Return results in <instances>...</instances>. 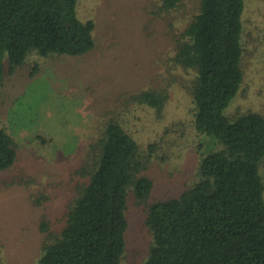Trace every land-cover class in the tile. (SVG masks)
<instances>
[{"label": "trees", "instance_id": "1", "mask_svg": "<svg viewBox=\"0 0 264 264\" xmlns=\"http://www.w3.org/2000/svg\"><path fill=\"white\" fill-rule=\"evenodd\" d=\"M161 1L162 13L185 2ZM78 2L0 0V99L7 74L26 66L30 56H79L95 48V24L78 17ZM245 10L246 0H200L174 34L171 60L192 76L185 86L193 103L191 126L207 139L198 148L197 180L178 196L148 204L155 181L147 171L158 145H148L144 156L121 120L109 118L78 170L84 181L72 189L62 226L55 233L47 221L40 226L46 235L40 264H123L130 194L148 205L152 243L143 264H264V114L232 119L226 113L245 81ZM168 87L132 94L126 104L161 116ZM179 124L165 135L181 131ZM5 125L0 113V171L18 160Z\"/></svg>", "mask_w": 264, "mask_h": 264}, {"label": "rangeland", "instance_id": "2", "mask_svg": "<svg viewBox=\"0 0 264 264\" xmlns=\"http://www.w3.org/2000/svg\"><path fill=\"white\" fill-rule=\"evenodd\" d=\"M78 1V17L95 24V48L79 56L35 54L4 80L1 119L18 160L0 171V264H40L46 240L40 226L47 221L54 233L62 226L72 189L84 181L78 170L113 116L136 137L144 156L148 145H158L147 171L155 181L148 204L178 196L198 178V148L207 139L191 126L193 103L185 86L192 76L171 58L174 34L200 0L163 13L161 0ZM244 24L245 81L226 110L232 119L250 111L264 114V0H246ZM161 85L169 86L161 116L126 104L132 94ZM176 122L181 131L166 136ZM147 206L130 194L123 264H143L149 255Z\"/></svg>", "mask_w": 264, "mask_h": 264}]
</instances>
